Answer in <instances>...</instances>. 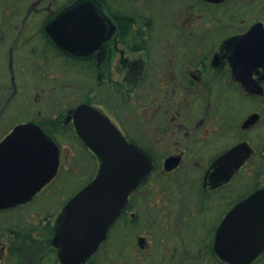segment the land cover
<instances>
[{
  "label": "flooded vegetation",
  "instance_id": "1",
  "mask_svg": "<svg viewBox=\"0 0 264 264\" xmlns=\"http://www.w3.org/2000/svg\"><path fill=\"white\" fill-rule=\"evenodd\" d=\"M24 1L29 4L23 27L7 32L0 13V143L16 126L34 123L59 147L60 165L32 198L0 209V264H62L54 243L59 216L100 168V159L77 133L73 111L82 105L105 115L154 166L84 264H228L215 249L218 230L239 203L264 189V67L252 71L261 92L248 91L235 73L229 43L255 26L264 29V0H15L16 18ZM87 4L97 10L81 11L75 23L111 33L77 56L50 35L65 27H50ZM33 17L39 21L28 29ZM15 35L8 52L9 85L3 54ZM258 36L255 47L262 43ZM69 63L86 75L78 71L72 77ZM62 78L74 85L64 80L46 90ZM5 96L9 103L18 96L42 97L46 111L54 97L59 108L53 109L60 113L41 121L25 103L20 106L29 120L16 121L4 135ZM230 99L245 112L225 107ZM253 116L258 119L245 126ZM241 144L253 153L229 182L211 185L207 176L215 162ZM90 158L93 164L84 167ZM172 159L176 165L167 169ZM91 172L93 179L68 197L61 177L69 174L80 183ZM253 264H264V250Z\"/></svg>",
  "mask_w": 264,
  "mask_h": 264
},
{
  "label": "water",
  "instance_id": "2",
  "mask_svg": "<svg viewBox=\"0 0 264 264\" xmlns=\"http://www.w3.org/2000/svg\"><path fill=\"white\" fill-rule=\"evenodd\" d=\"M88 9L97 10L91 4L79 6L50 27H65L64 32L50 35L77 56L99 47L111 33H93L75 23L82 18L78 14ZM258 34L262 43L255 47ZM229 46L237 77L248 91L260 93L252 71L264 67L263 27L255 26ZM257 59L262 62L257 63ZM73 116L79 137L100 159V168L95 179L69 201L59 216L54 243L62 264H84L96 253L127 206L130 194L154 168L151 158L129 144L95 108L79 106ZM257 119L258 116L251 117L245 126ZM252 153L249 145L241 144L220 157L207 176L211 185L229 182ZM59 165V147L41 127L34 123L16 126L0 143V209L32 198L57 175ZM173 165L176 161L168 160L166 168ZM215 249L228 264H253L257 260L264 250V189L232 210L218 230Z\"/></svg>",
  "mask_w": 264,
  "mask_h": 264
},
{
  "label": "rangeland",
  "instance_id": "3",
  "mask_svg": "<svg viewBox=\"0 0 264 264\" xmlns=\"http://www.w3.org/2000/svg\"><path fill=\"white\" fill-rule=\"evenodd\" d=\"M15 0H3V2L0 4V13H2L3 15V19H2V26L4 29L7 30V32L13 28L15 26L18 27H23V19L25 18L26 14H27V9H28V4L27 2H21L20 3V7L18 9V12L20 14V18H16V16H14V10L13 7L16 6V3H14ZM17 1V0H16ZM39 21V19H37L36 17H33L31 19H28L26 22V26L28 27V29H31L32 27L34 28L37 25V22ZM250 21V20H249ZM1 23V20H0ZM20 31V30H19ZM18 30L15 33L19 32ZM28 32V31H27ZM17 37V35L14 36L13 40H9L8 43L6 44V46L4 47V58H3V78L4 81H10V70H9V49L11 48V46L14 44V39ZM23 77L20 76L21 82L18 80V84L19 86L22 88L25 87V85H27V83H25L22 80ZM65 79H60V80H52V82H50L49 85H46V90L50 91V89H52L55 86H61V85H74V83L71 82H67L64 84ZM10 85V82H9ZM24 89V88H23ZM34 95V94H31ZM41 99L38 100L37 96H34L30 99L25 100L23 97L18 96L16 98H14L13 100H11V102L9 103L10 99L8 97H4L3 98V106L5 107V113H4V119H3V128H4V135L6 134L5 131H8L11 126H14V124L16 123L15 121H21V122H26L29 120L28 117H26L25 112L26 109L24 106H20V105H24L25 103L27 104L28 108H29V113L31 114H35V118L38 120H43L44 119H49L51 116H55L58 115L60 113V111L56 112V108L53 109V107H55L57 105V107L59 108L58 102L53 98V102L51 105L50 110L46 111L47 108V104L48 101L46 102L45 100L42 99V97H40ZM46 102V103H45ZM61 103V101L59 102ZM20 106V107H19ZM225 107L229 108V109H233L235 108L236 112H238V114L240 113H244L245 112V106H243L239 101H236L235 99H230L228 101H225ZM16 111V112H15ZM43 112V113H40ZM15 117V118H14ZM51 117V118H52ZM14 118L13 122L12 119ZM12 122V124H10ZM263 125L260 126V130L262 129ZM90 173L84 175L82 178L83 180L86 179V177L89 175ZM82 181V180H81ZM87 181V180H86ZM86 181H83L84 183H87ZM79 181H70L67 183V185H69V189L70 192L74 191L77 187L81 184V182L79 183V185L77 184ZM75 185V186H73ZM73 186V187H72ZM117 264H118V260ZM125 261V259H124Z\"/></svg>",
  "mask_w": 264,
  "mask_h": 264
},
{
  "label": "trees",
  "instance_id": "4",
  "mask_svg": "<svg viewBox=\"0 0 264 264\" xmlns=\"http://www.w3.org/2000/svg\"><path fill=\"white\" fill-rule=\"evenodd\" d=\"M67 67H68V72H70L69 74H72V77L74 76V78L76 77V73H78V71H80L81 72V74H84V75H86V73L84 72V71H82L81 70V68L79 67V66H77V64H72V63H69L68 65H67ZM83 72V73H82ZM13 120H14V118L12 119V122H13ZM11 122V123H12ZM16 122V121H15ZM10 123V124H11ZM85 156H88L89 154L88 153H86L85 152ZM90 156V155H89ZM88 156V157H89ZM90 160V161H89ZM93 162V160H92V158H90V159H88V160H84V163H83V165H84V167H87V165H88V162H90V163H92ZM93 164V163H92ZM94 170H95V168H94ZM260 175L261 176H263L264 175V170H261V172H260ZM93 177H94V172L92 173H90L87 177H86V179L85 180H83L82 179V182H81V184L79 185V182L77 183L79 186H76L77 188L76 189H80V186L81 187H83V186H85L87 183H89L92 179H93ZM75 177L74 176H72V175H63L62 177H61V179H60V181H63L62 183H64V182H66V183H68V182H70V181H74V183H75V181H77V180H75L74 179ZM87 180V181H86ZM83 181H86L87 183H84L83 184ZM69 186V185H68ZM73 186H75V185H73ZM72 186V187H73ZM73 195V193L72 192H70V189H69V191H68V197H71Z\"/></svg>",
  "mask_w": 264,
  "mask_h": 264
}]
</instances>
